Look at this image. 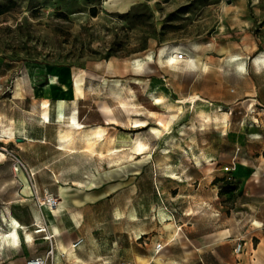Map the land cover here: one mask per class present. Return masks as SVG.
Listing matches in <instances>:
<instances>
[{"label": "rangeland", "instance_id": "374dc122", "mask_svg": "<svg viewBox=\"0 0 264 264\" xmlns=\"http://www.w3.org/2000/svg\"><path fill=\"white\" fill-rule=\"evenodd\" d=\"M0 6V264H264V0Z\"/></svg>", "mask_w": 264, "mask_h": 264}, {"label": "bare ground", "instance_id": "6f19581e", "mask_svg": "<svg viewBox=\"0 0 264 264\" xmlns=\"http://www.w3.org/2000/svg\"><path fill=\"white\" fill-rule=\"evenodd\" d=\"M176 50H177L176 46H170L169 48H167V50H165V52H164V61H166L167 65H176V64L180 63V61L177 59V56L174 54L176 52ZM186 62H189V60H186ZM82 88L83 87H82L81 80L78 79V78L75 79L74 80V89H75V91L76 92H82ZM58 106L61 109L62 106H63V103L60 102L58 104ZM103 110L106 113H111L112 112L111 107L108 106V105H103ZM3 133H4L5 137H13V135H14V132L10 131V130L9 131H4ZM143 149H144V146H143L142 142H135L134 144H127V142L125 141V146L122 147L121 150H137L139 153H141L140 151H142ZM0 156L1 157H5V154L3 152H0ZM55 212H56V210H55ZM42 231L43 230H37L36 233H40ZM17 238H18V232H17L16 228L14 227V229H13V239H17ZM73 249L71 248L70 252H73L74 251Z\"/></svg>", "mask_w": 264, "mask_h": 264}, {"label": "crops", "instance_id": "0c3cea01", "mask_svg": "<svg viewBox=\"0 0 264 264\" xmlns=\"http://www.w3.org/2000/svg\"><path fill=\"white\" fill-rule=\"evenodd\" d=\"M234 57L235 56H233V57H231V59H234ZM256 61L258 62V63H262V64H264V54H261L260 56H258L257 58H256ZM235 63H239V62H235ZM249 78H252V77H249ZM254 78H263L264 79V71H263V74H260V76H259V74L258 75H255V77H253V82H252V85H253V89H252V91L248 94V95H255V90H256V86H255V81H254ZM262 90L264 91V87L262 88ZM261 101H263L264 102V100H262L261 99ZM234 102L235 103H239L240 102V97H236L235 99H234ZM14 227L16 228V230L18 229V227H20V225L18 224V223H16V225H12V228H11V233L10 234H7V233H0V243H4V244H6V245H11V244H16L17 242H18V238L17 239H13V229H14ZM76 230V228H74L73 230H72V232H74ZM17 232H18V230H17ZM60 233H62V232H60ZM31 237V235L27 232V233H25V234H22V239L24 240L25 238H30ZM213 237H214V241H212L209 245H210V247L211 248H215V247H217V245L219 244V237L217 236V233L215 232V233H213ZM72 240H74V239H72ZM71 254H74V252H70ZM6 264V263H5ZM226 264H232V258L230 257L229 258V260L226 262Z\"/></svg>", "mask_w": 264, "mask_h": 264}, {"label": "built area", "instance_id": "2783aa9c", "mask_svg": "<svg viewBox=\"0 0 264 264\" xmlns=\"http://www.w3.org/2000/svg\"><path fill=\"white\" fill-rule=\"evenodd\" d=\"M177 59L179 61H185V59H186L185 54L180 52L179 54H177ZM46 201H47L49 206H52V207H58L59 206V203L53 198H47ZM161 247H162L161 244L157 245V248H161ZM243 248L244 247H243L242 243H237L235 248H234V252L236 254H240L242 252ZM28 264H46V259L39 258V257L33 258V259L28 261Z\"/></svg>", "mask_w": 264, "mask_h": 264}, {"label": "trees", "instance_id": "16d2710c", "mask_svg": "<svg viewBox=\"0 0 264 264\" xmlns=\"http://www.w3.org/2000/svg\"><path fill=\"white\" fill-rule=\"evenodd\" d=\"M3 12V8L0 6V13H2Z\"/></svg>", "mask_w": 264, "mask_h": 264}]
</instances>
